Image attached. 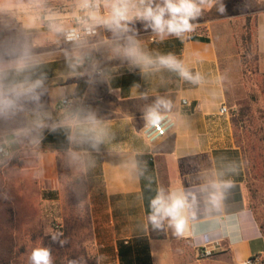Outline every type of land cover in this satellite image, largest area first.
<instances>
[{
  "label": "crops",
  "instance_id": "1",
  "mask_svg": "<svg viewBox=\"0 0 264 264\" xmlns=\"http://www.w3.org/2000/svg\"><path fill=\"white\" fill-rule=\"evenodd\" d=\"M95 1L97 9L91 14L96 19L91 18L98 35L68 44L63 29L72 23L82 0L70 4V20L60 14L42 22L34 13L41 0H0V10L12 11L19 27L15 40L26 42L0 49V144L13 155L23 153L35 161L54 188L63 156L81 158L87 185L94 187L108 214L109 222L98 232L102 256L111 259L104 264H120L119 242L139 237L147 238L156 264L158 249L171 240V233L197 254L211 250L233 264L263 255L264 118L246 113L238 123L233 120L223 67L234 55L219 42V27L224 24V33L230 35L231 10L243 6L237 0H211L208 8L206 2L201 15L190 21L193 29L177 36L158 34L139 19V0H130L129 19L121 21L120 28L105 22L111 19L112 0ZM244 2L252 8V1ZM156 4L162 0H153L152 6ZM255 28L253 55L261 68L264 5ZM193 35L208 40H194ZM169 55L193 77L198 74L199 81L162 66L159 57ZM65 96L77 109L59 108ZM159 99L170 102L158 111L171 114L176 126L151 144L142 131L148 109ZM224 105L229 114L221 113ZM142 155L154 160L158 191L186 197L185 226L179 235L166 217L165 238L151 236L139 166Z\"/></svg>",
  "mask_w": 264,
  "mask_h": 264
},
{
  "label": "rangeland",
  "instance_id": "2",
  "mask_svg": "<svg viewBox=\"0 0 264 264\" xmlns=\"http://www.w3.org/2000/svg\"><path fill=\"white\" fill-rule=\"evenodd\" d=\"M76 1L41 0L39 10L34 13L37 12L40 22L43 18L50 19L60 14H66L64 17L70 20V13L73 12L70 4L75 5ZM240 1H252V50H247L244 41L246 11L239 4L231 10V34L224 33V24L219 27L222 48L229 49L234 55L230 64L223 67L229 102L234 108L231 113L237 116L244 108L249 117L264 118V66L257 68L253 55L256 50L255 24L264 4L258 5L255 0ZM219 12L220 16L224 14L222 9ZM12 17V11L0 10V49L26 44L15 40L19 27ZM24 155H13L0 162V264H33L32 253L38 248L49 250L51 264H77L85 259L84 247L92 261L96 257L99 264L110 261V258L102 256L98 240V232L109 222L108 214L94 196V187L87 185L81 158L75 154L63 156L59 183L54 188L49 180L41 176L36 162L26 160ZM260 159L264 163V154L260 155ZM53 190L58 192V198L45 199V193ZM88 216L91 217V224L88 223ZM73 217H80L81 221L74 227L72 236L66 239L62 231L63 223ZM155 227L156 232L163 230V225ZM170 238L158 249L161 255L156 258V264H233L222 255L202 257L190 243L177 240L174 233L170 234Z\"/></svg>",
  "mask_w": 264,
  "mask_h": 264
},
{
  "label": "clouds",
  "instance_id": "3",
  "mask_svg": "<svg viewBox=\"0 0 264 264\" xmlns=\"http://www.w3.org/2000/svg\"><path fill=\"white\" fill-rule=\"evenodd\" d=\"M87 2L88 0H84L85 6H87ZM129 2L130 0H112L111 19L105 22L114 24L117 28L122 27L121 21L129 19ZM206 2L208 3V8H211V0H199V2L197 0H162V5L156 4L155 7L152 6L153 0H139L143 7L136 12V16L139 19L148 21L149 26L158 34L167 33L179 36L180 33L193 29L190 21L201 15V5ZM91 16L96 19L95 13L91 14ZM74 37L75 32L70 33L68 39L71 40ZM159 63L162 66L179 71L182 77L191 80L193 83H197L200 79L198 74L193 77L171 55L159 57ZM161 105L168 108L170 107V102L163 99L157 100L155 106L148 109L145 117L148 126H154L158 130H160V122L164 118L158 111ZM186 205L187 200L183 194L169 193L165 196L161 189L151 202L153 209L151 219L154 224L159 226L161 219L170 217V224L175 227L176 233L179 235L183 232L185 226V218L182 215V211ZM32 261L33 264H51L49 250L46 248L35 249L32 253Z\"/></svg>",
  "mask_w": 264,
  "mask_h": 264
},
{
  "label": "trees",
  "instance_id": "4",
  "mask_svg": "<svg viewBox=\"0 0 264 264\" xmlns=\"http://www.w3.org/2000/svg\"><path fill=\"white\" fill-rule=\"evenodd\" d=\"M241 3L243 8L245 9L246 13H248L246 17L245 22V34H244V41L247 47V50H252V34H251V27H252V21L253 17L251 16L250 8L247 6V3L244 1L237 0ZM194 40H208L206 38L192 36ZM75 112V111H74ZM246 115V110L243 108V110L240 111L239 115L235 116L233 115V120L235 122H239V119L241 116ZM67 149V145H64V147ZM139 166L141 169V179H142V190H143V198H144V204L146 208V212L149 215L150 220V226H151V236L153 238L162 239L165 238L166 233L164 231V224L163 219L159 221V225H163V230L160 232H156V227L151 219V216L153 214V209L151 207V202L158 194V188L156 184V175H155V169H154V160L151 156L148 155H142L139 157ZM45 199H57L58 198V192L53 190L50 192L45 193L44 195ZM81 218L80 217H73L72 220L65 219L63 223V236L66 239H69L70 236H72V232L74 227L78 226L80 224ZM91 217L88 216V223L91 224ZM69 242V241H68ZM76 245H79V240L76 241ZM81 246V244H80ZM83 252L85 255L84 260H79L77 264H99L98 258L96 257L92 261L90 258H88V252L86 251V248H83ZM201 253V252H200ZM118 256L120 264H153L152 257L150 254V247L149 243L146 237H139L135 239L134 241H120L119 247H118ZM263 258L264 262V254L260 255ZM253 259V258H251Z\"/></svg>",
  "mask_w": 264,
  "mask_h": 264
},
{
  "label": "built area",
  "instance_id": "5",
  "mask_svg": "<svg viewBox=\"0 0 264 264\" xmlns=\"http://www.w3.org/2000/svg\"><path fill=\"white\" fill-rule=\"evenodd\" d=\"M96 9L97 2L95 0H88L87 6H85L84 0H82L81 4L75 10L72 23L63 29V39L66 43L76 44L98 35V29L91 18V13ZM73 32H75V37L71 40L68 39L69 34ZM182 103L185 106L189 104L186 99H184ZM58 106L62 109H77L75 101L69 96L63 97ZM221 113L229 114L230 109L228 106L224 105L221 108ZM161 115L164 118L160 122V130L154 126H148L147 124L142 131L144 138L151 144L167 136L176 126L175 118L171 114ZM12 156V149L5 144H0V162L10 159ZM213 254L214 252L211 250H205L200 253L202 257H210L213 256ZM252 258L253 259L247 260L244 264H264L263 258L260 255Z\"/></svg>",
  "mask_w": 264,
  "mask_h": 264
}]
</instances>
